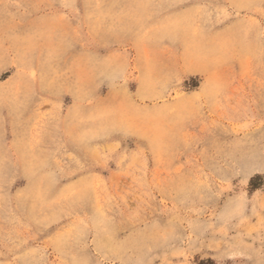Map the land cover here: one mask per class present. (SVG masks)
<instances>
[{"label": "rangeland", "instance_id": "374dc122", "mask_svg": "<svg viewBox=\"0 0 264 264\" xmlns=\"http://www.w3.org/2000/svg\"><path fill=\"white\" fill-rule=\"evenodd\" d=\"M208 260L264 264V0H0V264Z\"/></svg>", "mask_w": 264, "mask_h": 264}, {"label": "trees", "instance_id": "16d2710c", "mask_svg": "<svg viewBox=\"0 0 264 264\" xmlns=\"http://www.w3.org/2000/svg\"><path fill=\"white\" fill-rule=\"evenodd\" d=\"M195 86H196V84H193L191 86V88L192 87H195ZM257 179H259V176L258 175L250 178L249 184H248L249 185V188H248L249 189V192H253V191H256V190L261 189V184L256 182ZM207 263H210L211 264L212 261L211 260H208Z\"/></svg>", "mask_w": 264, "mask_h": 264}]
</instances>
